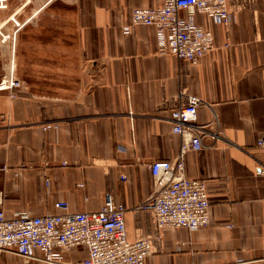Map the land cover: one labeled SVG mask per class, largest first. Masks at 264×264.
Wrapping results in <instances>:
<instances>
[{"label": "crops", "instance_id": "1", "mask_svg": "<svg viewBox=\"0 0 264 264\" xmlns=\"http://www.w3.org/2000/svg\"><path fill=\"white\" fill-rule=\"evenodd\" d=\"M15 1L0 10V24L13 13L22 24L3 28L15 31L14 53L0 48V77L12 59L21 82L15 98L0 93L5 216L60 213L59 201L69 213L98 211L109 195L125 207L127 239L150 240L144 264H264V152L255 146L264 137V0H227L226 26L195 12L214 47L194 65L160 54L153 27L130 25L132 9L161 0ZM189 95L202 101L205 136L199 152L183 153V174L205 182L210 222L160 230L142 207L159 190L149 165L179 155L169 113ZM50 124L57 129H43ZM86 255L80 246L65 260ZM21 261L1 255V264Z\"/></svg>", "mask_w": 264, "mask_h": 264}, {"label": "built area", "instance_id": "2", "mask_svg": "<svg viewBox=\"0 0 264 264\" xmlns=\"http://www.w3.org/2000/svg\"><path fill=\"white\" fill-rule=\"evenodd\" d=\"M8 1L0 0V10H7ZM161 1L158 7L132 9L130 25L153 27L160 54L172 55L193 65L214 47L212 32L194 22L195 12L206 15L215 24L226 26L232 21L227 0ZM6 23H11L15 31L22 24L15 19V13L0 24V48L9 46L12 55L15 31L5 32ZM129 27H122L124 34L129 33ZM20 88L21 82L15 76L10 59L6 72L0 77V93L12 99ZM201 103L199 97L189 95L184 106L169 113L172 132L183 138L179 155L174 160L154 161L149 165L153 185L159 190L143 202L142 207L154 212L160 230L182 228L195 232L210 222L205 182L186 178L183 174V153L187 150L199 152L204 146V127L197 122ZM50 128L57 129V125L43 127L44 130ZM255 146L264 152V137H258ZM54 208L60 213L43 216L17 213L11 217L5 216L0 209V264L3 253L21 258V262L12 264H70L65 260L66 254L80 246L87 252L81 264H144L151 253L149 239L134 242L127 239L125 207L115 204L109 195L105 196L98 211L69 213L65 201L54 203Z\"/></svg>", "mask_w": 264, "mask_h": 264}, {"label": "rangeland", "instance_id": "3", "mask_svg": "<svg viewBox=\"0 0 264 264\" xmlns=\"http://www.w3.org/2000/svg\"><path fill=\"white\" fill-rule=\"evenodd\" d=\"M10 2H11V4L13 3L12 6H9V3H10ZM23 2L25 3V0H23ZM28 2H29V1H28ZM28 2H26V3H28ZM15 3H16L15 0H9V1H8V6H9V8H8L6 11H8L9 9L14 10V9L16 8V6H17ZM11 4H10V5H11ZM12 10H11V11H12ZM8 12H10V11H8ZM11 15H12V14H11ZM11 15H9V16H11Z\"/></svg>", "mask_w": 264, "mask_h": 264}]
</instances>
